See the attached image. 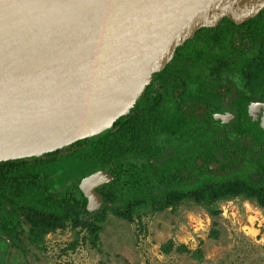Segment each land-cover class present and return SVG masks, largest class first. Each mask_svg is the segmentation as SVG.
<instances>
[{
	"label": "water",
	"instance_id": "95a60500",
	"mask_svg": "<svg viewBox=\"0 0 264 264\" xmlns=\"http://www.w3.org/2000/svg\"><path fill=\"white\" fill-rule=\"evenodd\" d=\"M264 0H29L0 15V161L109 128L201 27L240 24ZM251 120L264 140V104ZM217 121L219 122L218 118ZM105 170L79 182L90 212Z\"/></svg>",
	"mask_w": 264,
	"mask_h": 264
},
{
	"label": "trees",
	"instance_id": "16d2710c",
	"mask_svg": "<svg viewBox=\"0 0 264 264\" xmlns=\"http://www.w3.org/2000/svg\"><path fill=\"white\" fill-rule=\"evenodd\" d=\"M203 30L207 33L211 28L204 27L198 33ZM192 38L175 49L172 61L195 58ZM210 49L204 47L200 54L207 55ZM164 68L152 75L128 111L104 131L39 156L0 161V209L5 208L4 203L11 205V214L4 219L6 230L14 231L22 215L30 224L28 239L38 244L47 233L69 227L75 239L68 247L74 248L79 238L97 243L107 212L131 221L134 216L140 218L144 207L161 211L188 199L204 205L215 216L219 214L212 209L215 203L237 196L254 201L264 211V172L254 164V156L240 153L241 139L232 137L234 142L228 143L229 132L202 123L213 122L209 114H194V108L183 112L176 104L165 111L164 96L152 94L153 83L163 79ZM259 139V155L264 160L261 135ZM186 147H193L195 153L180 155ZM231 149L242 154V159L239 154L235 156L233 166L228 161ZM195 157L204 165L199 167ZM212 157L223 161L221 170L235 169L229 176L214 173L207 167ZM190 164L194 170L187 174L185 167ZM261 166L264 169V163ZM98 170L107 171L112 181L97 189L103 203L90 212L78 185L83 177ZM80 232L85 235L80 237ZM16 244L23 249L18 237ZM171 247L170 240L161 249L166 253ZM178 250L188 251L184 245Z\"/></svg>",
	"mask_w": 264,
	"mask_h": 264
},
{
	"label": "rangeland",
	"instance_id": "374dc122",
	"mask_svg": "<svg viewBox=\"0 0 264 264\" xmlns=\"http://www.w3.org/2000/svg\"><path fill=\"white\" fill-rule=\"evenodd\" d=\"M212 209L219 214L186 199L161 211L144 207L131 221L107 212L97 243L79 238L74 248L68 247L75 239L69 227L35 244L23 226L21 264H264V211L241 196ZM170 240L165 253L161 246ZM180 245L188 251H179Z\"/></svg>",
	"mask_w": 264,
	"mask_h": 264
},
{
	"label": "flooded vegetation",
	"instance_id": "af4514ba",
	"mask_svg": "<svg viewBox=\"0 0 264 264\" xmlns=\"http://www.w3.org/2000/svg\"><path fill=\"white\" fill-rule=\"evenodd\" d=\"M223 20L222 18L213 27H205L211 28L207 33L204 30L202 34L198 33L204 27L194 33L192 39L196 49L195 58L191 61L170 60L165 66L166 69L164 68L163 79L159 78L153 83L152 94L159 93L164 96L162 103L165 111L176 104L183 112L194 108V114H209L213 122L208 123L205 120L202 123L206 124L207 128L229 132L230 139H226L228 143L234 142L232 137H239L240 153L254 156V164L264 172L261 166L264 160L260 157L261 154L259 155L262 151L259 139L261 134L250 116L254 105L264 104V11L240 24H235L230 19L229 22ZM207 42L210 44L207 45ZM204 47L212 50L210 49L207 55L200 54L203 53ZM220 55L224 57L219 59ZM165 151L169 152L166 149ZM229 152L231 157L228 161L233 166L234 158L239 153L232 149ZM183 153L185 156H192L195 149L186 147L180 150V155ZM242 154H239L241 159ZM209 159L207 167L214 173L229 176L235 169L227 167L221 170V159ZM195 163L199 167L204 165L197 157ZM185 170L188 174L194 168L190 164ZM3 205L5 208L0 209V264H21V250L16 244V237L19 238L23 233V226H28L29 230L30 224L20 215L21 223L15 224L14 231L6 230L4 219L11 214L8 212L11 205ZM19 240L22 242L20 238Z\"/></svg>",
	"mask_w": 264,
	"mask_h": 264
},
{
	"label": "bare ground",
	"instance_id": "6f19581e",
	"mask_svg": "<svg viewBox=\"0 0 264 264\" xmlns=\"http://www.w3.org/2000/svg\"><path fill=\"white\" fill-rule=\"evenodd\" d=\"M29 0H0V15H4L14 11L19 3H24Z\"/></svg>",
	"mask_w": 264,
	"mask_h": 264
}]
</instances>
